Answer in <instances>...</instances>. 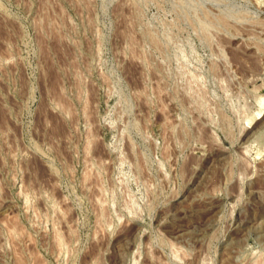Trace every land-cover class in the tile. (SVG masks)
Returning a JSON list of instances; mask_svg holds the SVG:
<instances>
[{
  "label": "rangeland",
  "instance_id": "obj_1",
  "mask_svg": "<svg viewBox=\"0 0 264 264\" xmlns=\"http://www.w3.org/2000/svg\"><path fill=\"white\" fill-rule=\"evenodd\" d=\"M0 264H264V0H0Z\"/></svg>",
  "mask_w": 264,
  "mask_h": 264
},
{
  "label": "bare ground",
  "instance_id": "obj_2",
  "mask_svg": "<svg viewBox=\"0 0 264 264\" xmlns=\"http://www.w3.org/2000/svg\"><path fill=\"white\" fill-rule=\"evenodd\" d=\"M258 114V113H257ZM261 114V113H260ZM258 116V115H257ZM256 117V116H255Z\"/></svg>",
  "mask_w": 264,
  "mask_h": 264
}]
</instances>
